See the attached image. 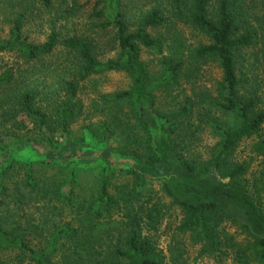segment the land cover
Instances as JSON below:
<instances>
[{
    "label": "trees",
    "instance_id": "1",
    "mask_svg": "<svg viewBox=\"0 0 264 264\" xmlns=\"http://www.w3.org/2000/svg\"><path fill=\"white\" fill-rule=\"evenodd\" d=\"M26 1L24 9L52 2ZM123 3L96 0L91 14L112 34L115 54L104 61L85 36L51 30L42 44L28 42L25 10L0 41V54L20 61L0 75V264H165L150 233L175 212L172 264H186L185 240L215 264H264V210L248 164L231 160L264 124L248 85L255 63L264 65V0ZM179 26L206 43L189 45ZM149 53L151 65L141 59ZM211 65L221 75L214 96L178 101ZM108 73L123 74L127 87L98 90L97 76ZM204 129L217 141L201 160ZM61 141L109 150L88 169L74 152L56 153ZM254 148L264 154V142ZM17 150L43 159L19 162Z\"/></svg>",
    "mask_w": 264,
    "mask_h": 264
},
{
    "label": "rangeland",
    "instance_id": "2",
    "mask_svg": "<svg viewBox=\"0 0 264 264\" xmlns=\"http://www.w3.org/2000/svg\"><path fill=\"white\" fill-rule=\"evenodd\" d=\"M26 0H0V41L5 40L9 34V30L12 27V22L15 16L23 10L26 11V16L24 18V26L22 29L23 38L27 39L28 42L34 44H42L47 36L50 34L51 30H56L61 34V37H67L70 35H80L91 39L94 45L97 47V52L102 55L101 60L114 57L115 52L110 51L114 45L112 43V34L108 32H100L98 23L103 20H97L92 18L91 14L93 12L96 0H52L51 6L47 9L44 8L40 3H37L33 9H24L20 5L21 2ZM29 3L28 1H26ZM123 4H128V0H123ZM140 2L137 1V7L131 13L135 15L140 7ZM30 5V3H29ZM125 5V6H126ZM179 30L186 42L196 47L199 44H205L206 39L200 35L197 31L189 28L179 26ZM153 34V33H151ZM152 55H144L141 59L145 61L148 65L152 64ZM16 57L12 54H0V75L4 73L7 69L17 68L18 63ZM254 66V77L255 80L252 82L250 80L248 85L254 87L252 91L259 97L258 107L264 110V65L261 63H255ZM220 71L215 66H208L203 69L200 78L191 85H183L179 93L178 101H183L185 98L191 100H197L200 96L213 97V87L220 80ZM251 74L249 75V79ZM99 80V85L97 87L101 92H113L116 90H122L127 87L128 80L121 73H108L101 76H97ZM149 122L154 130H158L161 122L154 119L152 116H148ZM216 120L221 123H228L230 119L225 117L220 113H216ZM200 147L196 149V153L201 156V160L207 158V153L204 150V146H212L216 141V135L210 131V129H204L201 131L200 136ZM61 145H56L58 151L56 153L70 152L76 155V163L80 165H85L88 169L95 167H100L102 161L105 159L104 153L109 150L107 146H95L90 147H70L66 143ZM258 142H264V124L261 126V130L257 133L256 137L245 140L238 148L235 150L231 160L235 163H247L249 166V172L245 176L247 183L250 188V192L254 195L256 199L262 205L264 210V154L259 155L255 152V144ZM41 151L17 150L14 154L19 162L25 160L40 161L43 159L41 157ZM1 160V159H0ZM158 186L154 183V188ZM171 218L168 221L164 220L161 229L156 233H150L152 239L155 241L157 249L162 251L165 256V264H172L171 259L168 254V245L170 243V238L173 233L174 227L179 223L180 214L178 212L171 213ZM234 228H230L233 232ZM184 248L186 250V264H215L210 259H201L197 257V247H191L187 240L183 242Z\"/></svg>",
    "mask_w": 264,
    "mask_h": 264
}]
</instances>
